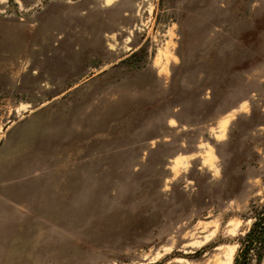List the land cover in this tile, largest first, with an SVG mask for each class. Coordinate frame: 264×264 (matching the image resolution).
<instances>
[{"label": "rangeland", "instance_id": "rangeland-1", "mask_svg": "<svg viewBox=\"0 0 264 264\" xmlns=\"http://www.w3.org/2000/svg\"><path fill=\"white\" fill-rule=\"evenodd\" d=\"M264 203V0H0V264H233Z\"/></svg>", "mask_w": 264, "mask_h": 264}, {"label": "trees", "instance_id": "trees-1", "mask_svg": "<svg viewBox=\"0 0 264 264\" xmlns=\"http://www.w3.org/2000/svg\"><path fill=\"white\" fill-rule=\"evenodd\" d=\"M252 224L238 237L233 264H264V203L251 205Z\"/></svg>", "mask_w": 264, "mask_h": 264}]
</instances>
